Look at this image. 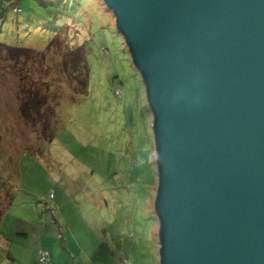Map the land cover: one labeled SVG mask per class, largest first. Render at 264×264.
Masks as SVG:
<instances>
[{
	"label": "rangeland",
	"instance_id": "374dc122",
	"mask_svg": "<svg viewBox=\"0 0 264 264\" xmlns=\"http://www.w3.org/2000/svg\"><path fill=\"white\" fill-rule=\"evenodd\" d=\"M80 49L86 95L66 66ZM24 98L44 103L38 121L60 101L51 142L24 119ZM153 119L103 0H0V163L18 166L20 190L0 228V264H41L42 249L62 244L76 257L67 264H159Z\"/></svg>",
	"mask_w": 264,
	"mask_h": 264
},
{
	"label": "water",
	"instance_id": "95a60500",
	"mask_svg": "<svg viewBox=\"0 0 264 264\" xmlns=\"http://www.w3.org/2000/svg\"><path fill=\"white\" fill-rule=\"evenodd\" d=\"M153 119L159 264H264V0H103Z\"/></svg>",
	"mask_w": 264,
	"mask_h": 264
},
{
	"label": "trees",
	"instance_id": "16d2710c",
	"mask_svg": "<svg viewBox=\"0 0 264 264\" xmlns=\"http://www.w3.org/2000/svg\"><path fill=\"white\" fill-rule=\"evenodd\" d=\"M14 11L17 12L16 9ZM56 42L58 43L57 40H55V44H56ZM52 45H53V43L51 45H49L48 48H51ZM9 49L13 50L14 52L17 50H18L17 52L25 50L24 48L17 49V48H13V47H10ZM79 52L80 53L78 54V57L74 56V58H72L73 59L72 62H67L66 66L68 65V66H70V68L73 67V71H71V74L74 77H76L77 81L80 80L83 84V87H82L83 90L80 94L86 95L88 87H89V83H90L89 82L90 70H89L88 65L86 63V59L84 57L83 49H80ZM82 71H84L86 73L85 76L82 75L83 74ZM31 94H33V93H31ZM59 103H60V101H58L57 105L54 106L53 108L50 106H45V107H47L46 109H48V111L47 112L45 111L46 116L43 117L45 119L42 118L40 121L35 119L34 111H35V114L36 113L40 114V109L42 108L41 106L44 103L39 102L37 105L35 102V99H33V100L31 99L29 101V99H26V98L22 99V102L20 103L19 108L21 109V113L24 116V119L26 120V122L29 124H32L34 122H39L42 125V130H43L42 133L44 135V138L42 139V141L44 143L51 142L55 137V130L53 128V124H54V122H56V119H57L56 118L57 117V108H58ZM48 134L50 135V137H47ZM4 168H5V170H8L7 174H5ZM12 171L13 172H10L8 167H5L3 164L0 163V228L3 224V220H4L5 216L7 214L6 213L7 210L10 209V207H12L14 205L17 194L20 191L19 190V184L17 183V178L19 179V168H18V166L15 165V167H13ZM6 177L13 178L15 182L13 181V179H8Z\"/></svg>",
	"mask_w": 264,
	"mask_h": 264
},
{
	"label": "crops",
	"instance_id": "0c3cea01",
	"mask_svg": "<svg viewBox=\"0 0 264 264\" xmlns=\"http://www.w3.org/2000/svg\"><path fill=\"white\" fill-rule=\"evenodd\" d=\"M54 199V198H53ZM22 234V233H20ZM24 235V234H22ZM2 237H4V239L6 240L5 234H2ZM14 244L11 243L10 245ZM62 249L61 252L59 253L58 250L59 248H53V250L49 249L47 250L49 252V258H50V263L49 264H57L55 262H64L65 264H67L68 262H70V260H74L76 257L73 256L74 255V250L72 251V248L70 246H68L67 244H62ZM12 248V247H10ZM39 253V252H38ZM37 253V256H38ZM10 258H13V256L10 254ZM38 259V258H37Z\"/></svg>",
	"mask_w": 264,
	"mask_h": 264
},
{
	"label": "built area",
	"instance_id": "2783aa9c",
	"mask_svg": "<svg viewBox=\"0 0 264 264\" xmlns=\"http://www.w3.org/2000/svg\"><path fill=\"white\" fill-rule=\"evenodd\" d=\"M53 200V195H51ZM38 262L41 264H48L50 262L49 252L47 250H41L38 256ZM124 264H132L130 260L125 259Z\"/></svg>",
	"mask_w": 264,
	"mask_h": 264
}]
</instances>
